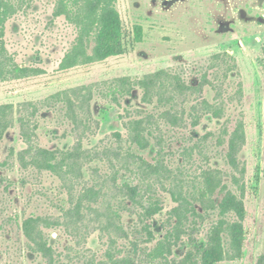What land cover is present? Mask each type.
Segmentation results:
<instances>
[{
	"label": "rangeland",
	"instance_id": "rangeland-1",
	"mask_svg": "<svg viewBox=\"0 0 264 264\" xmlns=\"http://www.w3.org/2000/svg\"><path fill=\"white\" fill-rule=\"evenodd\" d=\"M11 3L16 10L0 35L4 57L10 66L44 71L0 77V106L12 105L0 113V129L9 126L0 141V264H43L22 229L23 220L33 214L52 222L45 232L68 264L98 261L106 248L101 227L111 201L109 159L120 163L127 149L142 158H136L141 190L157 192L161 199L163 209L152 218L156 240L149 246L170 232L176 260L192 253L194 264H262L264 0H117L122 54L68 69L60 65L80 25L57 12L63 4L69 12L78 4L85 7L86 0ZM223 52L236 65L225 75L223 91L207 86L188 92L187 98L177 96L172 113L179 115L178 123L159 117L165 108L156 105L154 95L148 103L144 89L115 84L167 68L185 71L195 82L206 72L214 78L210 60ZM84 86L92 94L81 90ZM204 99L213 105L205 106ZM140 118V132L149 143L145 149L132 143L131 121ZM115 132L121 140L112 136ZM80 142L87 151L121 143L122 151L112 158L85 152L57 171L31 163L42 159L40 149L75 150ZM143 158L157 170L145 169ZM125 174L132 177L131 171ZM89 188L102 190L100 199L84 198L83 213H75ZM76 228H82L81 236L89 234V242L69 253L67 242Z\"/></svg>",
	"mask_w": 264,
	"mask_h": 264
},
{
	"label": "trees",
	"instance_id": "trees-1",
	"mask_svg": "<svg viewBox=\"0 0 264 264\" xmlns=\"http://www.w3.org/2000/svg\"><path fill=\"white\" fill-rule=\"evenodd\" d=\"M78 1L74 0V2ZM86 2L85 7L78 4L77 8L72 12H69L67 5L63 4L62 8L57 12V15H66L80 25L77 41L72 50L65 56L60 65L61 69H68L81 63L102 61L112 56L121 55L123 52L122 18L116 5L117 0H86ZM15 10L11 0H0L1 37L4 34L5 23L9 14ZM5 51V45L0 42V77L1 75H12L13 77L22 78L44 71L16 63L11 66L8 65L10 59L4 57ZM233 61H235V58L228 52L215 54L210 60V62H213L210 65V69H214L213 71L215 72L213 74L215 77L211 78L210 74L206 72L196 82L188 80L185 76V71H174V69L167 68L138 78H120L115 84L119 83L128 90H133L135 87L144 89V101L148 103H153L154 95L157 98L156 105L165 108L159 113V117L165 121L168 120L170 122L171 120L174 123H178L179 115L172 113L175 107L179 105L176 97L184 96L187 98L188 92L190 94L202 92L207 86L223 91L222 85L223 79L226 78L225 75L227 76L235 69L236 65L235 62L232 63ZM218 81L221 82L220 85H218ZM84 89L92 94L89 86L81 88V90ZM185 102L180 104L183 105ZM202 104H205V106L213 105L206 99L203 100ZM11 107L12 105L0 106V113H6V109ZM192 108L196 109V106H192ZM181 113L182 115L185 114V108H183ZM214 115L220 117L218 112H215ZM131 123L133 128L132 143L143 149L147 148L149 143L140 132L142 119H134ZM8 127L5 126L2 130L0 129V141ZM82 133H85V130ZM112 136H115L118 140L122 138L120 132H115ZM25 137H29L26 131ZM121 145L120 143L116 148H112V146L103 144L101 147L99 145L95 149H90V151L84 149L82 142L78 144L75 150L64 151L43 148L39 151L42 159L33 160L31 163L39 168L57 171V169L62 168L64 162L71 160L73 157L80 158L85 152L97 155L106 154L109 155V158H112L110 154L119 155L121 153ZM30 150H24L23 156L28 154ZM126 156L118 164H114L112 159H109L111 161L110 173H108L106 178L111 182L107 193L111 201L108 204L106 216L104 215L106 221L103 224L104 226L101 227V230L106 234V241L104 242L106 248L103 256L98 261L95 258H91L88 263L194 264L192 253H189L181 260L172 258L174 240L171 238L170 232H167L164 238L158 240L154 246H149L150 243L156 240L152 230V218L163 209L161 199L158 197L157 192L151 190L143 192L138 185L136 175L139 166L136 164V158H141L138 153L127 149ZM132 158L135 160L131 163L129 159ZM143 160L147 163L144 158ZM123 169H125V173L126 171H131L132 177L121 173ZM145 169H151L153 172L157 170V165L149 162L145 165ZM83 194V198L78 201L75 208V213L80 215L83 213L81 210L83 199L99 198L102 195V190L89 188ZM143 202H148V204L144 205ZM70 212L72 210L67 211V213ZM51 225L52 222L49 218L43 215L33 214L23 220L22 229L27 237L29 248L33 254L38 253L43 258V264H68V262L59 257V246L56 241L53 242L51 235L48 234L47 236V232H45L46 229L51 228ZM81 230L82 228H76L72 231L73 239L67 242L66 246L69 253L72 250H76L75 247L86 246L89 242V234L86 233L85 236H81ZM262 264H264V257Z\"/></svg>",
	"mask_w": 264,
	"mask_h": 264
}]
</instances>
